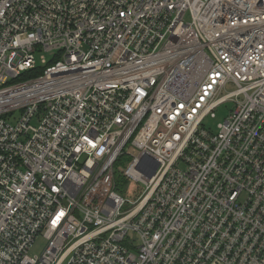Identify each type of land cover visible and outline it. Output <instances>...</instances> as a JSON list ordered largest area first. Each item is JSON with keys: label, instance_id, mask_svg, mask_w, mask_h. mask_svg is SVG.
I'll use <instances>...</instances> for the list:
<instances>
[{"label": "built area", "instance_id": "built-area-1", "mask_svg": "<svg viewBox=\"0 0 264 264\" xmlns=\"http://www.w3.org/2000/svg\"><path fill=\"white\" fill-rule=\"evenodd\" d=\"M0 264H264V0H0Z\"/></svg>", "mask_w": 264, "mask_h": 264}, {"label": "rangeland", "instance_id": "rangeland-1", "mask_svg": "<svg viewBox=\"0 0 264 264\" xmlns=\"http://www.w3.org/2000/svg\"><path fill=\"white\" fill-rule=\"evenodd\" d=\"M42 53H39L36 56V59L39 63V59L42 56ZM46 57V56H45ZM232 109V104L231 103H226L222 105L217 111H216V117L215 119H206L205 125L209 127L210 129L214 130L216 127V124L222 122L226 116L228 115L229 110ZM128 161H123L121 163L122 170H124L127 166ZM128 185H131L132 188H135V184L132 182H127ZM45 247V240L42 239L41 237H37L29 251L30 256H37L40 255L41 252L43 251Z\"/></svg>", "mask_w": 264, "mask_h": 264}, {"label": "trees", "instance_id": "trees-1", "mask_svg": "<svg viewBox=\"0 0 264 264\" xmlns=\"http://www.w3.org/2000/svg\"><path fill=\"white\" fill-rule=\"evenodd\" d=\"M38 71H40V70H38ZM38 71H32L31 73L32 74H29V72L28 73H24L22 76H21V78L20 79H25V78H27V77H33V76H37L38 74H40ZM121 161V160H120ZM120 161L118 162V164L117 165H119L120 164ZM115 178H116V183H117V190L120 192V193H122L123 192V190H122V187H123V185L125 184V180L124 179H122V177L120 176V174L117 172L116 174H115Z\"/></svg>", "mask_w": 264, "mask_h": 264}]
</instances>
